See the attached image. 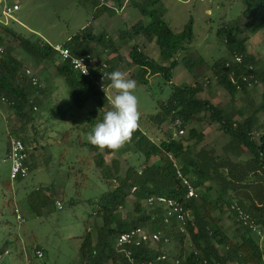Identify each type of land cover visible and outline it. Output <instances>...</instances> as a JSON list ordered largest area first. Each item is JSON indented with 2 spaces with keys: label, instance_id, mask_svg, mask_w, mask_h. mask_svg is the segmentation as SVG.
<instances>
[{
  "label": "trees",
  "instance_id": "1",
  "mask_svg": "<svg viewBox=\"0 0 264 264\" xmlns=\"http://www.w3.org/2000/svg\"><path fill=\"white\" fill-rule=\"evenodd\" d=\"M115 1L122 6L124 0ZM245 1L247 8L241 15L217 31V37L226 45L229 55L214 61L210 68L217 83L230 95L227 105L237 104L239 93L249 96L258 83L263 86L261 101L247 113L245 105L227 111L226 107L201 98L199 94L204 86L199 82L194 69L204 64L205 59L202 56H183L182 61L194 76L195 82L181 85L172 83L169 99L159 103L160 110L153 119L159 126L170 122L179 128V132L187 129L186 136L175 137L172 133H166L164 138L156 142L139 126L130 144L145 159L138 164L127 162L123 175L120 174L119 161L114 160L110 167L100 152L101 149L86 143L94 152L91 156L96 167L101 169L102 178L109 180L113 186L96 201L97 209L94 214L102 219V223L96 228L95 234L89 228L83 234L78 264H144L154 261L164 250L156 251L147 243L140 246L126 245L125 250L116 246V240L122 233L136 227H146L150 231L164 234L160 242L164 238L180 242L179 252L172 256L179 261L177 264H264V245L259 242L263 238L253 234L232 208L237 202L252 216L264 234V132L259 130L263 123L258 116L264 112V59L257 58L249 51L248 36L245 35L257 22H260L261 28L264 27V0ZM90 2L94 7L95 20L103 13L114 15L116 12L115 8L101 4L99 0ZM159 3L160 0L133 2L142 18L131 29L119 32L120 43L106 39L104 33L96 35L93 27L87 26L63 45L74 54H91L101 60L102 55L94 51L95 43L104 45V50L109 47L114 53H118L120 45L128 44L135 37L143 35L148 41L156 42L160 60L145 54L137 44L132 45L129 59L132 65L139 67L135 75L137 82L147 83L148 76L161 74L171 83L173 70L178 63L176 56L181 51H187L194 39V20L190 18L183 30L176 32L164 18ZM7 31L18 38V45L33 59L35 65L41 66L42 70H45L46 62L56 66L57 73L64 77L68 85L75 107L82 108L89 100L97 103L98 108L90 112L83 127L88 136L94 126L102 121L104 113L111 110L107 109L109 97L99 87L101 81L98 73L95 72L90 77L83 76L72 67L69 60L62 59L50 43L31 40L1 25L0 44L4 49L0 53V101L5 98L25 125L30 119L25 111L26 107L33 109L36 106L37 111L38 105L42 104L35 94L49 96L48 88L33 85L25 74L24 62L14 55L15 46H10L5 41L4 33ZM235 55L242 57L241 62L231 61ZM58 57L60 61L57 62ZM121 58L118 54L111 59L101 60V63L108 64L107 73H110L115 69L113 60L118 59L119 62ZM250 65H254L255 70L250 71ZM232 73L235 74L236 82L230 78ZM250 74H253V78H242L243 75ZM104 82L108 86L111 84L107 78ZM249 84H253L250 89ZM236 114L244 119H236ZM206 116L210 122L217 123L229 137L222 146L221 153H217L214 148L195 149L205 139V133L193 124H201ZM24 130V127L20 129L17 137L29 151ZM190 140H194V143L188 144ZM104 152L114 153L108 149H104ZM153 157L158 161H152ZM179 172L200 191L197 198L187 197ZM22 180L19 178L16 181ZM133 188L135 191L132 193ZM153 194L174 198L183 205L184 232L178 230L175 220L170 224L165 223L161 209L144 207L145 197ZM52 195L31 192L27 201L33 212L39 215L42 208L52 200ZM129 195L135 197L133 209L122 217L120 210L126 207ZM225 217L230 220L229 226L224 225ZM186 239L189 240L190 247L186 246ZM6 245L5 242L0 248V254L7 250ZM37 250L41 248L35 247V251ZM126 251H130L132 260ZM154 264L176 263L168 259L155 261Z\"/></svg>",
  "mask_w": 264,
  "mask_h": 264
},
{
  "label": "rangeland",
  "instance_id": "2",
  "mask_svg": "<svg viewBox=\"0 0 264 264\" xmlns=\"http://www.w3.org/2000/svg\"><path fill=\"white\" fill-rule=\"evenodd\" d=\"M7 1L18 4L20 9L11 15L3 14V2L0 0L1 26L23 37L34 41L43 40L53 46L65 44L68 39L87 26H92L96 35L104 33L106 39L120 43L119 32L122 29H131L132 23L141 18V14L133 4L137 0L127 2L124 10L116 1L99 0V3L106 6L110 2L109 5L115 7L116 12L114 15L106 12L96 20L93 19L94 7L90 0ZM159 7L164 18L176 32L183 30L190 18L194 20V39L187 51H181L176 56L178 63L173 70L171 83L161 74L151 75L147 83L137 82L135 75L139 67L130 63L131 44L120 45L118 53H114L109 47L104 50V45L94 44V51L96 54L100 53L103 59L121 55L119 62L118 59L112 62L115 66L114 71L121 70L127 73V78L137 82L134 94L139 101V125L146 134L153 141L159 142L166 133H172L175 137L186 136L188 133L187 129L184 133H180L179 128L170 122L159 126L153 119L160 110L159 103L169 99L172 83L194 84V76L182 61L185 55L202 56L205 59L204 64L194 69L199 82L204 86V90L199 94L200 97L226 107L227 111L245 105L247 113H250L253 106L261 101L262 84L258 83L249 96L240 93L237 104L227 105L230 95L217 83L210 68L214 61L229 55L226 45L218 39L217 31L231 24L241 15L247 8V2L245 0H160ZM260 26V22H257L245 35L248 36L249 51L257 58L264 59V27ZM4 35L7 44L15 46L14 55L26 64V68L39 70L40 82L42 87L48 88L49 96L40 95L42 104L38 105L37 111L30 106L26 107L25 111L30 119L25 125L6 100L0 101V248L6 242L7 250L10 252L0 259V264H78L83 234L87 228L95 234L96 228L102 222V219L94 214L97 209L96 201L113 186L109 180L102 178L101 169L95 165L91 156L94 152L86 144L87 135L83 131L90 112L96 110L98 105L94 100H89L84 107H75L69 95L68 85L64 77L57 73L56 66L46 62L45 70H42L18 45V38L15 35L8 31ZM133 42L147 55L160 60L155 42H149L142 35L135 37ZM58 61H60L59 57ZM105 92L109 101L116 94L111 84L107 85ZM108 106L112 109L110 102ZM258 115L260 122L263 123L259 130L264 132V112ZM235 118L244 117L236 114ZM193 126L205 133V139L195 146L196 150L214 148L218 152L221 151L228 136L217 123L210 122L206 116L201 124L195 123ZM23 127L25 137L28 139L30 173L21 182H17L10 179L11 164L4 159L8 155L12 139L18 136L19 130ZM188 143L193 144L194 140ZM105 156L110 167L114 160L119 161L121 174L125 173L127 162L138 164L145 159L130 143L119 151ZM152 161L158 159L153 157ZM31 192L41 195L53 194L52 200L42 208L39 215L33 212L28 204L27 197ZM134 202L135 197L129 195L126 207L120 210L122 217L132 211ZM16 208L23 220L17 219ZM229 224L230 220L225 217L224 225L229 226ZM259 242L264 245V238ZM185 244L190 247L188 239L185 240ZM37 246L44 253L42 258L36 257ZM157 248L173 256L179 252L180 242L169 239L157 243L155 249Z\"/></svg>",
  "mask_w": 264,
  "mask_h": 264
},
{
  "label": "built area",
  "instance_id": "3",
  "mask_svg": "<svg viewBox=\"0 0 264 264\" xmlns=\"http://www.w3.org/2000/svg\"><path fill=\"white\" fill-rule=\"evenodd\" d=\"M3 2V14L11 15L14 12L19 10V5L16 3H8L7 0H1ZM4 46L0 44V53L3 52ZM54 49L56 52L60 55V57L64 60H69L72 67L80 72L83 76L90 77L93 73L97 72L100 78L99 87L102 89V84L104 83L105 89L107 88L106 83L104 80L107 78L105 76L103 80V74L107 73L108 64L107 63H101L99 62L95 57H93L91 54H85V55H77L72 52V50L64 45H55ZM242 57L239 55H235L231 58L232 62H241ZM87 68V74H85L83 71ZM250 71L255 70L254 65H250L248 68ZM24 72L28 76V78L31 80L32 84L35 86H42V83L40 82L38 71L29 68L24 67ZM230 78L233 82H236L235 74L232 73L230 75ZM242 78L244 80H249V78H253V74H250L249 76L243 75ZM253 84H249L251 86ZM2 100H5V98H2ZM34 110L37 109L36 106L33 107ZM180 133H184L183 130H180ZM29 153L25 147V144L23 141L18 138L14 137L10 143V148L8 150V155L4 159V161H10V178L11 180H17L19 178L25 179L29 173H30V166H29ZM179 176L182 178V183L186 187L187 190V197L188 198H197L199 196V190L196 189L189 179L187 177L182 176V174L179 172ZM135 191V188L131 190L133 193ZM62 207V205H59ZM144 207L147 209H161L163 211V218L165 223L170 224L172 220H175L177 222V228L179 231L184 232L185 231V209L183 205H181L176 199L169 198L164 195H148L144 199ZM232 208L238 213L239 218L243 221L244 225L248 227L253 234L260 238H264V234L262 229L259 227V225L255 222V220L252 218V216L245 212V210L237 203L235 202L232 205ZM15 212L17 213V219L23 220V217L21 214H19V210L16 208ZM164 236V234L156 231H150L146 227H136L133 228L127 232L122 233L116 240V246L118 248H121L122 250H125L126 245H132V246H140L142 244H149L150 247L155 249V246L157 243L160 242L162 239L161 237ZM168 238H164V241H168ZM156 250V249H155ZM158 250V248H157ZM156 250V251H157ZM9 250H5L4 253L0 254V258H2L4 255H8ZM127 256L130 257L131 253L130 251H126ZM36 255L39 258H42L44 256V253L41 250L36 251ZM172 260L174 263H178L179 261L177 259H174L172 256H170L169 253H162L156 256L155 260L146 262L144 264H154L156 261H162V260ZM130 260L131 257H130ZM242 264V263H238Z\"/></svg>",
  "mask_w": 264,
  "mask_h": 264
},
{
  "label": "clouds",
  "instance_id": "4",
  "mask_svg": "<svg viewBox=\"0 0 264 264\" xmlns=\"http://www.w3.org/2000/svg\"><path fill=\"white\" fill-rule=\"evenodd\" d=\"M84 68L86 70L83 72L87 74V68ZM105 76L111 82V88L116 91L109 101L112 109L104 113L102 121L94 126L87 140L101 150L117 152L131 142L134 132L140 126L139 101L134 94L137 82L127 78V73L121 70L104 73L103 80ZM102 89L105 91L104 83Z\"/></svg>",
  "mask_w": 264,
  "mask_h": 264
},
{
  "label": "crops",
  "instance_id": "5",
  "mask_svg": "<svg viewBox=\"0 0 264 264\" xmlns=\"http://www.w3.org/2000/svg\"><path fill=\"white\" fill-rule=\"evenodd\" d=\"M109 1H110V0H109ZM112 1H115V0H112ZM129 1H130V0H124V1H123L122 6H121V8H122L123 10H124V8H125L127 2H129ZM137 1H138V0H137ZM109 3H110V2H109ZM109 3H107V5H108L109 7H111V6L109 5ZM134 7H135V6H134ZM113 8H115V7H113ZM19 9H20V8H19ZM136 9H137V8H136ZM137 10H138V9H137ZM139 13H140V12H139ZM104 14H105V13H103L102 15H100L98 18H100V17L103 16ZM116 16H118V14H117ZM98 18H97V19H98ZM104 18H105V17H104ZM104 18H103V19H104ZM141 18H142V16H141ZM141 18H139V19H141ZM139 19H138V20H139ZM135 20H136V19H135ZM135 22H136V21H135ZM135 22H134V23H135ZM134 23H132V25H133ZM99 25H100V22H99ZM132 25H131V26H132ZM126 29H127V28H126ZM122 30H125V29H122ZM139 36H141V35H139ZM142 36H143V35H142ZM137 37H138V36H137ZM134 39H135V38H134ZM134 39L131 40L128 44H129V45L131 44V46L134 45V44H136V43L133 42ZM149 42H150V41H149ZM151 42H155V41H151ZM155 43H156V42H155ZM156 45H157V44H156ZM94 46H95V45H94ZM138 46H139V45H138ZM157 46H158V45H157ZM139 47H140V46H139ZM140 48H141V47H140ZM142 51H143V49H142ZM143 52H145V51H143ZM158 52H159V47H158ZM145 54H146V53H145ZM28 56H29V55H28ZM150 57H151V56H150ZM30 58H31V57H30ZM111 58H113V57H110L109 59H111ZM31 60L33 61L32 58H31ZM104 60H105V59H103L102 61H104ZM98 61H99V62H102V61L99 60V59H98ZM28 66H29V65H28ZM24 67H26V64H25V63H24ZM29 68H30V67H29ZM40 68H41V66H40ZM36 71H39V70L36 69ZM38 73H39V72H38ZM137 73H138V72H137ZM149 77H150V76H148V78H149ZM250 87H251V86H249V89H250ZM239 94H240V93H239ZM239 94H238V96H239ZM37 95H38V97H40L41 94H40V95L37 94ZM35 96H36V94H35ZM41 96H42V95H41ZM238 96H237V98H239ZM201 98H202V97H201ZM237 102H238V101H237ZM107 108L110 109L111 107L108 106ZM258 116H259V115H258ZM243 119H244V118H243ZM240 120H242V119H240ZM224 134H225V133H224ZM227 136H228V135H227ZM228 138H229V137H228ZM227 140H228V139H227ZM225 143H226V142H225ZM225 143H224V144H225ZM188 144H189V143H188ZM100 152L104 155V158H106L104 150H100ZM103 152H104V153H103ZM221 152H222V149H221L220 152L217 151V153H221ZM112 154H113V153H112ZM234 159H236V158L234 157ZM241 159H242V158H241ZM106 163H107V162H106ZM107 164H108V163H107ZM120 174H121V172H120ZM122 175H123V174H122ZM15 213H16V212H15ZM101 223H102V222H101Z\"/></svg>",
  "mask_w": 264,
  "mask_h": 264
}]
</instances>
